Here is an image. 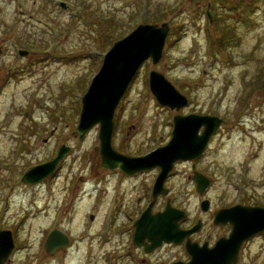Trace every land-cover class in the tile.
Instances as JSON below:
<instances>
[{"label": "rangeland", "instance_id": "obj_1", "mask_svg": "<svg viewBox=\"0 0 264 264\" xmlns=\"http://www.w3.org/2000/svg\"><path fill=\"white\" fill-rule=\"evenodd\" d=\"M63 1L0 0V170L23 171L69 146L48 182L24 187L38 210L31 235L54 227L68 233V264H80L81 252L99 256L110 235L127 240L123 217L103 221L111 205L134 216L155 172L101 166L99 124L81 137L75 127L103 53L140 22L168 21L170 29L160 59L141 64L115 108L113 147L144 154L170 138L177 111L216 114L220 126L192 160L211 178L209 195L217 205H264V0ZM151 69L188 103L179 110L159 103L148 84ZM190 163H175L169 185L178 206L195 217L200 194ZM59 258L50 264H62ZM236 264H264V232L243 245Z\"/></svg>", "mask_w": 264, "mask_h": 264}, {"label": "water", "instance_id": "obj_2", "mask_svg": "<svg viewBox=\"0 0 264 264\" xmlns=\"http://www.w3.org/2000/svg\"><path fill=\"white\" fill-rule=\"evenodd\" d=\"M61 4L65 6L63 1ZM206 12L210 19L208 8ZM169 29L168 21L140 22L112 42L103 53L98 70L92 75L81 96L79 118L75 127L78 137H81L90 126L99 124V153L103 167L119 166L127 172H133L145 167L160 166L153 186L154 195L159 191L174 161L197 157L222 121L221 116L213 113L178 112L173 115L171 137L165 144L142 155H127L112 146L115 108L141 64L147 58H151L152 62L160 59ZM25 52V49H19L20 54ZM148 84L157 101L163 105L179 110L188 103L187 96L157 69L149 71ZM68 149V145L61 144L54 157L31 166L22 178L36 182L51 173ZM193 179L200 193L209 183V178L198 170H194ZM205 205L206 199L201 201V207ZM184 213V209L170 205L153 214L147 208L134 222V242L141 244V239L147 237L151 241L147 249L162 241L180 242L186 234L197 229V225L188 229L179 227L178 220ZM220 218L232 222V230L227 237L218 238L211 248H204V245L188 239L186 248L190 258L170 264H235L241 242L264 229V206L234 204L220 208L215 220ZM66 239V235L57 228L50 232L48 243L51 246L60 245Z\"/></svg>", "mask_w": 264, "mask_h": 264}, {"label": "flooded vegetation", "instance_id": "obj_3", "mask_svg": "<svg viewBox=\"0 0 264 264\" xmlns=\"http://www.w3.org/2000/svg\"><path fill=\"white\" fill-rule=\"evenodd\" d=\"M187 160H191L190 167L192 172L189 173L188 176L193 180L195 186V181L193 179L194 170L196 169L195 163L192 161L193 159ZM175 163L176 162H174L173 167L175 166ZM58 167L59 165L54 172L51 173L52 176L56 173ZM146 169L154 170L155 174L150 180L149 195L147 198L144 197V199H142L141 207L136 210L134 216L125 212L122 214L111 205L108 210L107 219L103 221V223L110 221V219H112L110 218L111 216L114 221L118 220L119 217H123L120 219L119 227L125 228L123 235L124 233L127 234V240L124 241L123 238L126 236L124 235L123 237L118 238L117 241H113L110 235L108 240L104 239L100 241L102 248H105V251L100 253L99 256L91 255V253H87V251L84 253L81 252L80 255H82V257L78 258L81 260L80 264H170L176 260L187 261L190 258V254L186 248V241L188 239L197 242L198 245H204V248H211L214 246L218 238L227 237L230 234L232 230V222L230 220L224 218L215 220L216 212L220 208L230 207L233 204H257L255 202L250 203L247 199H237L228 203L223 202L219 205L215 204L213 198L208 192L211 178L204 171L200 170L205 176L209 177V183L202 193H199L196 190L200 194L198 212L195 217H192L188 215L186 209L180 207L185 210V213L178 220L180 228L188 229L197 225V229L186 234L180 242L162 241L157 246L147 249L146 247L151 244V241L147 237L141 239V244L135 243L133 240L135 220L147 208L149 213L153 214L162 211L166 205L176 208L179 206L174 197L170 195L172 193V188L169 185V181L171 179L172 169L167 172L159 191H157L155 195L153 194V186L161 168L158 165H154L141 168L140 170L143 171ZM25 170L20 172H2V170H0V264H50L51 257L54 258L56 255L61 256L59 259L62 264H68L70 263L69 260H67L69 251L66 250L72 243V239L68 233L61 230L63 234L66 235L67 239L64 244L55 246H51L50 243H48L51 231L49 228H47L45 234L42 236L31 235L30 221H32L35 214L37 215L36 212L38 210H34L33 198L24 193V187L42 181L48 182L51 175L48 174L36 182H30L22 178ZM137 171L130 173L124 171V173L130 175ZM204 199H206V205L202 208L201 201ZM89 217L90 219H93L94 213H89ZM124 225L128 227H123ZM262 232H264V230L253 233L245 238L240 244L238 256L243 245ZM106 244H108V248ZM173 252H175L174 255L172 254Z\"/></svg>", "mask_w": 264, "mask_h": 264}, {"label": "trees", "instance_id": "obj_4", "mask_svg": "<svg viewBox=\"0 0 264 264\" xmlns=\"http://www.w3.org/2000/svg\"><path fill=\"white\" fill-rule=\"evenodd\" d=\"M224 1V0H223ZM226 1V0H225Z\"/></svg>", "mask_w": 264, "mask_h": 264}]
</instances>
